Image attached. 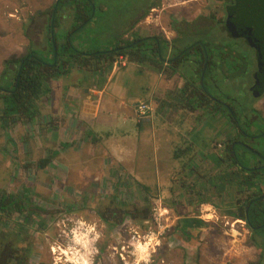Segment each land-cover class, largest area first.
Returning <instances> with one entry per match:
<instances>
[{
	"label": "rangeland",
	"instance_id": "1",
	"mask_svg": "<svg viewBox=\"0 0 264 264\" xmlns=\"http://www.w3.org/2000/svg\"><path fill=\"white\" fill-rule=\"evenodd\" d=\"M52 1L54 0H0V72L6 59L23 54L24 47L28 45V39L24 35L26 29V35H29L36 50L45 54L42 51L45 46L44 35L38 19L35 17V22L31 25L28 19L38 11L49 8ZM158 1L163 6L173 3L181 6L180 3L184 2ZM191 1L198 3V10H192L194 13L199 12V17L190 24L184 22L187 17L179 21L180 31L185 38L176 45L181 47L197 41L210 44L217 40L226 42L228 37L216 28L206 30V26L201 28L198 24L202 16L219 18L222 14L220 2ZM155 2L96 0V6H100V9L94 22L83 34L76 35L77 43L95 40L105 46L108 42H113L122 35L123 29H129V24L146 6ZM65 14L69 15L61 18L63 20L57 28L59 33L70 30L73 24L71 13ZM172 22L169 11L165 23L171 25ZM23 25H27V28ZM160 32L162 33L161 30ZM240 82L241 80H236L235 83L226 81L220 86L213 83L215 86L208 89L214 93L219 88L224 93L236 96L237 109H254L264 118V94L255 99L249 90L251 80L248 78L244 86ZM41 115L44 117L48 114L40 110ZM216 115L218 124L222 125L221 122L224 121V126H229L226 117ZM65 121L61 118L58 121L56 118L52 120V124L48 126L49 132L40 131L38 126L30 129L17 126L7 133L0 129V148L5 144L11 148L10 153L0 151V189L17 193L21 185H26L35 206L43 210V213L32 217L35 223H25L29 241L33 245L28 264H77L83 260L88 264H252L257 261L260 251L248 244V231L240 220L232 219L230 222L229 217L226 220H214L215 225L207 227L199 234L201 238L195 240L190 236L186 237L181 228L175 229L177 223H180L178 220L187 218L185 216L191 211L198 217L195 210L182 209L191 206V201L186 198L182 200L176 197L174 206L170 205L172 201H168L169 197L167 201H160L161 198L152 194L147 199L144 196L145 189H135L130 181L113 186L112 182L111 185L108 182L99 184L103 178L101 167L97 159L90 155L95 148L91 147L89 151L85 148L87 144H84L81 148L77 145L66 149L64 137L59 136L67 127ZM53 126L58 138L53 136ZM216 149L220 150L222 147ZM46 150L57 153L46 172L35 166H26V161L36 163L38 159L46 157ZM210 150L214 152L212 145L208 147L209 153ZM220 153L223 154V151ZM174 183L178 187V181ZM137 215H147L149 218H131ZM22 224L24 225V216L16 214L5 228L7 232L13 233L14 228H20ZM219 229L222 231L217 233ZM254 239L258 245L264 244L260 235ZM84 244L88 247L85 248Z\"/></svg>",
	"mask_w": 264,
	"mask_h": 264
},
{
	"label": "trees",
	"instance_id": "2",
	"mask_svg": "<svg viewBox=\"0 0 264 264\" xmlns=\"http://www.w3.org/2000/svg\"><path fill=\"white\" fill-rule=\"evenodd\" d=\"M217 1L222 6L220 17L202 16L198 24L201 28L206 26V30L216 28L228 37L226 42L217 40L210 44L197 41L179 47L176 43L185 38L179 25L174 28L177 38L173 45L162 35L141 36L129 28L105 46L94 40L82 43V48L76 35L83 34L94 22L100 6L97 8L96 0H54L49 8L28 19L29 25L35 22V17L38 19L44 35L42 51L45 54L36 50L29 35H26L27 25H23L28 45L21 56L10 57L2 63L0 129L7 133L17 126L29 129L38 126L40 131L48 132L52 118L41 120L39 104L47 101L49 83L68 76L75 67L86 66L93 72H100L105 64L111 66L122 56L132 62H148L163 72L177 73L185 78V93L188 89L192 90L190 95L195 102L194 109H207L217 114L216 117L229 120L231 134L218 143L222 145L223 155L214 153L215 164L224 163L230 167L225 177H229L236 190L237 200L229 216L244 223L248 244L260 251L257 261L252 264H263L264 244L258 245L254 237L260 235L264 239V118L254 109H237L236 96L219 88L213 93L208 88L215 86L213 83L220 86L223 82L235 83L236 80H241L240 84L244 86L249 78V90L252 91L259 69L264 64V0ZM69 12L72 27L59 33L57 28L61 18ZM9 150L8 144L0 148L5 154L10 153ZM46 152V157L36 163L26 161V166H35L46 172L57 154L55 151ZM223 179H217V185ZM16 192L8 193L0 189V264H28L33 245L25 223H35L32 217L43 213L42 208L35 206L26 185H21ZM16 214L24 216V225L15 227L13 233L7 232L5 226ZM145 217L149 218L147 215L131 216L133 220ZM189 223L192 228L202 224V221ZM181 225L178 222L175 229L185 228Z\"/></svg>",
	"mask_w": 264,
	"mask_h": 264
},
{
	"label": "crops",
	"instance_id": "3",
	"mask_svg": "<svg viewBox=\"0 0 264 264\" xmlns=\"http://www.w3.org/2000/svg\"><path fill=\"white\" fill-rule=\"evenodd\" d=\"M155 1L129 24L130 31L162 35L173 45L177 38L174 28L183 17H187V23L199 17V12L192 10L197 11L199 5L191 0H184L181 6H163ZM169 11L171 25L165 23ZM126 61L118 69L105 64L100 72L75 67L68 76L52 80L47 101L39 104L48 114L41 115V120H66L67 127L59 135L64 137L66 149L84 144L89 151L95 148L90 155L101 167L99 184L112 182L113 186L130 181L135 189H145L147 199L154 194L160 201L168 197L172 202L176 197L191 201V206L182 209L191 208L198 217L191 211L187 218L178 220L185 227L181 232L186 237L196 240L207 227L215 225L214 220L230 218L231 222L229 215L235 208L237 192L225 177L230 167L215 164L214 157V153L223 155L216 144L230 137L229 120L225 119L229 123L226 127L224 121L218 124L207 109H194L192 90L185 93V78L177 73L163 72L148 62ZM139 103L150 105L152 112L139 118L135 109ZM54 127L53 136L58 138ZM211 145L214 152L209 153ZM219 178L224 179L217 185ZM193 220L202 224L190 228Z\"/></svg>",
	"mask_w": 264,
	"mask_h": 264
},
{
	"label": "built area",
	"instance_id": "4",
	"mask_svg": "<svg viewBox=\"0 0 264 264\" xmlns=\"http://www.w3.org/2000/svg\"><path fill=\"white\" fill-rule=\"evenodd\" d=\"M168 6V5H167ZM127 60V58L126 57H122V56H120V57H118L114 62H113V64H112V66L114 67V68H120V67H124L125 65H126V61ZM136 113H137V116L139 117V118H142V117H144L145 115H147V114H149V113H151L152 112V108H151V106L150 105H148V104H145V103H139L137 106H136ZM222 146H221V144H217L216 145V148H218V149H220ZM155 220V219H154Z\"/></svg>",
	"mask_w": 264,
	"mask_h": 264
},
{
	"label": "water",
	"instance_id": "5",
	"mask_svg": "<svg viewBox=\"0 0 264 264\" xmlns=\"http://www.w3.org/2000/svg\"><path fill=\"white\" fill-rule=\"evenodd\" d=\"M235 36H238V35L235 34ZM251 94H252V97H254L255 99L261 97L264 94V64L259 69L258 77L255 81Z\"/></svg>",
	"mask_w": 264,
	"mask_h": 264
},
{
	"label": "bare ground",
	"instance_id": "6",
	"mask_svg": "<svg viewBox=\"0 0 264 264\" xmlns=\"http://www.w3.org/2000/svg\"><path fill=\"white\" fill-rule=\"evenodd\" d=\"M206 214V213H205ZM80 240V239H79ZM88 241V240H87ZM85 245V248H87L88 246L86 245V244H84ZM141 247H143V246H141ZM72 248V247H71ZM144 248V247H143ZM138 249V248H137ZM64 254L66 253L65 251L63 252ZM75 258V257H74ZM77 262V261H76ZM80 262V261H79ZM74 263V262H73ZM77 264H88V262L86 261V260H83L82 261V263L80 262V263H77Z\"/></svg>",
	"mask_w": 264,
	"mask_h": 264
}]
</instances>
